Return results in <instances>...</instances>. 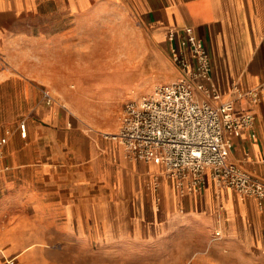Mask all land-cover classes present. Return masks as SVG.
I'll return each instance as SVG.
<instances>
[{
    "label": "crops",
    "instance_id": "0c3cea01",
    "mask_svg": "<svg viewBox=\"0 0 264 264\" xmlns=\"http://www.w3.org/2000/svg\"><path fill=\"white\" fill-rule=\"evenodd\" d=\"M185 27L205 42L221 99L233 81H264V0H0L6 261L264 264V206L252 196L208 173L199 191L177 187L158 162L89 128V101L122 108L152 89L154 67L168 69L166 31ZM234 103L254 124L232 136L229 158L264 180V93Z\"/></svg>",
    "mask_w": 264,
    "mask_h": 264
},
{
    "label": "built area",
    "instance_id": "2783aa9c",
    "mask_svg": "<svg viewBox=\"0 0 264 264\" xmlns=\"http://www.w3.org/2000/svg\"><path fill=\"white\" fill-rule=\"evenodd\" d=\"M168 53L179 74L159 82L138 99L123 104L114 131H100L140 160H154L177 187L199 191L208 173L218 186L252 196L264 206V180L229 158L232 136L252 128L254 114L237 110L235 100H260L264 81L241 88L235 81L221 99L212 83L211 59L205 42L189 28H169L165 33ZM46 102L51 101L44 91ZM22 134L24 124H20ZM5 137H0V150ZM13 258L8 260L9 264Z\"/></svg>",
    "mask_w": 264,
    "mask_h": 264
},
{
    "label": "rangeland",
    "instance_id": "374dc122",
    "mask_svg": "<svg viewBox=\"0 0 264 264\" xmlns=\"http://www.w3.org/2000/svg\"><path fill=\"white\" fill-rule=\"evenodd\" d=\"M234 51L238 57V58L236 57L237 62L239 63L240 61L239 55H238L239 54V43H234ZM167 59H168V69L166 71L161 70L159 64L157 65V67H154V73H153V78H152L153 81H152L151 88H153V86L159 82L170 81L175 78V76H172V71L174 70V66L176 65L171 59L170 55H168ZM255 86H250L248 88H252ZM146 93H148V91L145 93L143 92L141 94H138L135 97L132 96L133 97L132 99H138L141 95L146 94ZM262 93H264V91H262ZM88 108H89L88 109V119L91 124L89 125L90 129L98 130L101 132L102 131L109 132V131L116 130L118 126L117 124L119 120L120 110L122 109L121 104L119 105L114 104V103L99 104V103H96L95 101H89ZM27 236L31 238L32 234L31 233L26 234L25 236H23V239H26ZM31 262L32 260L30 261V263ZM0 264H9L8 261H6V257L3 255H0Z\"/></svg>",
    "mask_w": 264,
    "mask_h": 264
}]
</instances>
